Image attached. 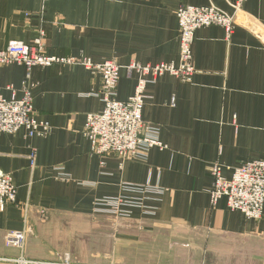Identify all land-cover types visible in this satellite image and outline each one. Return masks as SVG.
I'll use <instances>...</instances> for the list:
<instances>
[{
    "label": "crops",
    "instance_id": "obj_1",
    "mask_svg": "<svg viewBox=\"0 0 264 264\" xmlns=\"http://www.w3.org/2000/svg\"><path fill=\"white\" fill-rule=\"evenodd\" d=\"M184 5L235 14L226 0H0V50L41 39L48 56L113 61L121 68L116 99L126 102L139 81L130 65H180ZM235 17L229 38L220 26L196 31L190 81L165 74L148 84L142 118L159 128L166 149H150L143 161L92 153L84 132L87 116L104 109L92 95L100 75L56 63L33 68L28 79L24 66H0V97L20 100L29 81L36 118L52 129L46 137L24 128L0 134V174L17 187L16 204L0 208V264L66 255L76 264H264V216L211 202L215 164L230 180L243 163L264 160V0H246ZM126 183L164 190L146 202L154 215L95 211L97 200L120 196ZM21 232L23 247L10 244ZM100 236L117 248L97 246ZM84 247L104 257L82 262Z\"/></svg>",
    "mask_w": 264,
    "mask_h": 264
},
{
    "label": "built area",
    "instance_id": "obj_2",
    "mask_svg": "<svg viewBox=\"0 0 264 264\" xmlns=\"http://www.w3.org/2000/svg\"><path fill=\"white\" fill-rule=\"evenodd\" d=\"M235 11L229 15L214 7H194L184 5L177 12L180 28V65L159 64L142 66L132 64L130 73L136 72L139 81L133 96L126 102L117 101V90L120 80V66L113 61L96 64L87 58H58L48 56L41 39L34 45L12 41L5 49L0 50V66L19 64L27 70V77L33 68H45L56 63L79 64L102 78L98 92L92 95L100 97L104 109L97 114H89L85 125V136L91 142L92 153L106 157L116 155L121 161L146 160L150 149H166L159 139V128L145 124L142 118L148 84L157 78L170 74L183 81H190L195 74L193 66V44L197 30L220 26L225 29L228 38L236 26V13L241 12L246 0H226ZM12 89V88H9ZM32 84L27 81L20 100L0 97V134H16L25 129L29 137H46L51 133L47 122L39 121L33 110ZM35 154L30 158L35 164ZM222 166L215 164L211 174L214 179L211 202L214 206L225 200L227 207L242 212L247 218L260 220L264 216V160L243 163L235 169L233 178L228 180L223 175ZM163 189L158 186L123 184L118 197L103 198L95 202V211L116 218H130L134 209L145 214H155L153 207L146 202L161 195ZM17 187L13 178L0 174V208L7 204H16ZM10 244L23 247L25 232L9 236ZM16 264H76L66 255L62 262H36L19 258Z\"/></svg>",
    "mask_w": 264,
    "mask_h": 264
},
{
    "label": "rangeland",
    "instance_id": "obj_3",
    "mask_svg": "<svg viewBox=\"0 0 264 264\" xmlns=\"http://www.w3.org/2000/svg\"><path fill=\"white\" fill-rule=\"evenodd\" d=\"M108 240L110 242L107 241V242H105V245H104L102 237L100 236V237L96 238V245L100 246V248H106V245H107V246H110L111 249L112 248L116 249L117 245L113 242L111 236L108 238ZM80 255H81L80 258H78V259L81 260L82 262H93V261L97 262L99 260L101 261V259H102L101 257H104L103 253H100V256H99V254L95 253V256L93 255L92 258L89 257L88 255H91V253L88 252L85 247L81 249ZM180 261L182 262V260H180ZM191 261L193 264H199V262H202V260L200 261V259L195 260L193 258L191 259Z\"/></svg>",
    "mask_w": 264,
    "mask_h": 264
}]
</instances>
